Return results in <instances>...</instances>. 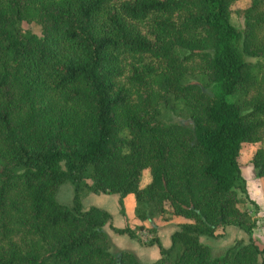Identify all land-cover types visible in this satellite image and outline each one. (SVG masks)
<instances>
[{"label":"trees","instance_id":"obj_1","mask_svg":"<svg viewBox=\"0 0 264 264\" xmlns=\"http://www.w3.org/2000/svg\"><path fill=\"white\" fill-rule=\"evenodd\" d=\"M234 1L0 0V264H138L110 252L105 224L139 239L83 209L89 192L115 194L120 213L133 194L137 230L187 220L167 248L141 242L158 248L150 264H264L236 196L242 142L260 143L264 181V0L235 10L241 27ZM176 103L186 116L164 117ZM65 181L70 206L54 198ZM228 225L246 241L212 256L199 237Z\"/></svg>","mask_w":264,"mask_h":264},{"label":"rangeland","instance_id":"obj_2","mask_svg":"<svg viewBox=\"0 0 264 264\" xmlns=\"http://www.w3.org/2000/svg\"><path fill=\"white\" fill-rule=\"evenodd\" d=\"M248 4V0H236L230 5V14H229V21L232 25L236 27L242 26V21L239 17H237L235 10L237 8H243ZM19 25V29L22 32H30L36 35H40V26L33 22V21H25L21 20ZM176 103L172 105L171 108H163V116L167 117V114H170L175 117H185L186 113L182 107H179ZM125 133V131H124ZM260 145L258 142H242L239 148L238 153V163L240 167V174L243 178L245 189H246V196L236 191V196L239 199L237 203V207L246 211L250 218L254 219L255 227L252 229V238L254 243L257 245L259 249H264V181L263 178H259L255 175L252 164L251 158L255 151V149ZM149 180V174L147 170H142L141 177L139 181V185H144ZM71 197H72V186L69 182L65 181L59 184L57 191L54 195V198L57 202L64 204L65 206L71 205ZM252 202L255 203L253 205ZM134 212V206H133ZM175 216H171L169 213H165L164 215L156 216L152 219L151 222L144 221L143 222V229L137 230L135 225L139 224L140 222L135 218V221H131L127 224L135 231L137 239H135L138 243L141 244L147 242L152 236H155V223L172 220V222L176 223V225L180 224L174 218ZM153 228V231H149V229ZM219 236L212 237L213 239H204L205 244L209 247V252L212 256L221 254L225 248L231 245L237 239H244L246 241V237L244 238H237L239 235L243 236L241 230L237 227L228 225L218 230ZM108 249L112 253H116L113 251V247L108 245ZM112 249V250H111Z\"/></svg>","mask_w":264,"mask_h":264},{"label":"crops","instance_id":"obj_3","mask_svg":"<svg viewBox=\"0 0 264 264\" xmlns=\"http://www.w3.org/2000/svg\"><path fill=\"white\" fill-rule=\"evenodd\" d=\"M122 209L123 212H119V205L117 201V196L115 194L107 193H86L81 199V205L83 209L89 206H96L107 211L110 218V225L112 227L120 228L126 223L135 221L133 206L134 197L133 194L128 193L122 197ZM176 221L179 223L186 222L187 220L175 216ZM155 223V237H157L159 243L163 248H167L170 245V234L177 228L176 223L172 220L156 222ZM104 231L107 233L110 245L113 247V251H128L130 252L138 264H150L152 261L159 257V251L155 244L143 245L138 243L134 238H131L125 234H117L113 232L108 224L103 226ZM243 233V231H241ZM243 236H238L237 238H247L245 233ZM204 239H213L212 237L200 236L199 240L205 244ZM253 239V238H252ZM244 240V239H243ZM207 245V244H206ZM208 246V245H207ZM112 250V249H111Z\"/></svg>","mask_w":264,"mask_h":264}]
</instances>
